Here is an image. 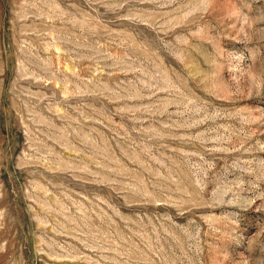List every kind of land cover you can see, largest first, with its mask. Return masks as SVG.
<instances>
[{"label": "rangeland", "instance_id": "obj_1", "mask_svg": "<svg viewBox=\"0 0 264 264\" xmlns=\"http://www.w3.org/2000/svg\"><path fill=\"white\" fill-rule=\"evenodd\" d=\"M0 264H264V0H0Z\"/></svg>", "mask_w": 264, "mask_h": 264}, {"label": "clouds", "instance_id": "obj_2", "mask_svg": "<svg viewBox=\"0 0 264 264\" xmlns=\"http://www.w3.org/2000/svg\"><path fill=\"white\" fill-rule=\"evenodd\" d=\"M230 57H231L232 60H234L236 62H239L241 64H242V62L245 59V57L241 53H230ZM249 98L251 99L252 97H249Z\"/></svg>", "mask_w": 264, "mask_h": 264}]
</instances>
